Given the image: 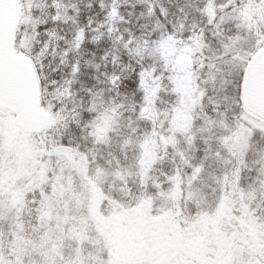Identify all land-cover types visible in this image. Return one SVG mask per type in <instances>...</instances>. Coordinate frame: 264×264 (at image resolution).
Wrapping results in <instances>:
<instances>
[{"label": "snow or ice", "instance_id": "obj_1", "mask_svg": "<svg viewBox=\"0 0 264 264\" xmlns=\"http://www.w3.org/2000/svg\"><path fill=\"white\" fill-rule=\"evenodd\" d=\"M0 264H264V0H0Z\"/></svg>", "mask_w": 264, "mask_h": 264}]
</instances>
